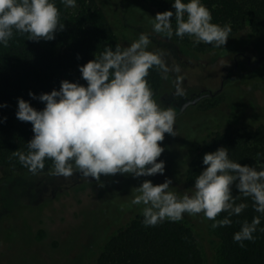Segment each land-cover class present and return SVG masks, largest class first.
I'll list each match as a JSON object with an SVG mask.
<instances>
[{"label": "clouds", "instance_id": "obj_1", "mask_svg": "<svg viewBox=\"0 0 264 264\" xmlns=\"http://www.w3.org/2000/svg\"><path fill=\"white\" fill-rule=\"evenodd\" d=\"M173 10L158 12L152 27L167 38L174 35L221 48L231 33L230 23H214L211 11L203 0H171ZM75 8L77 0H61ZM173 20L175 27H173ZM56 0H0V45L7 46L15 33L27 39L50 41L62 30ZM147 34L128 46H106L94 58L78 65L86 84L61 80L59 89L29 96L43 102L37 110L29 101L18 97L16 117L31 122L33 137L26 143L27 151H13L22 166L33 175L52 162L49 174L71 177L74 173L100 181L101 175L132 174L134 177L163 174L165 162L158 160L164 151L165 134L177 135V111L161 106L154 99L147 77L150 69L160 71L167 79L169 72L180 73L179 64L171 68L163 53L149 49ZM176 97H184L182 78L175 81ZM0 104V107H6ZM187 107V104L183 105ZM6 119V117L4 118ZM261 155V154H258ZM206 167L196 175L192 188L183 193L171 187L172 180L153 184L143 180L135 187L131 203L142 206L145 226H156L165 220L178 222L184 214L203 213L213 221L212 227L230 226L233 215L239 216L248 207L237 203L233 187L243 198L250 199L254 210L264 215V167L257 168L230 159L228 149L218 147L202 157ZM228 215L217 219L220 213ZM260 216L241 222L233 240L244 247L254 239Z\"/></svg>", "mask_w": 264, "mask_h": 264}, {"label": "rangeland", "instance_id": "obj_2", "mask_svg": "<svg viewBox=\"0 0 264 264\" xmlns=\"http://www.w3.org/2000/svg\"><path fill=\"white\" fill-rule=\"evenodd\" d=\"M100 1L124 47L144 33L151 41L149 49L162 52L170 68L180 65V73L169 72L167 79L162 78L156 99L161 106H173L177 111V135L166 133L159 142L164 151L158 160L165 162V171L140 177L101 175L100 181H88L79 173L65 178L50 175V171L36 175L13 173L0 166V264H88V254L140 213L142 206L131 201L135 187L143 180L159 184L170 178L177 192L191 189L185 182L184 168L193 150L179 147L180 139L182 142L185 137L182 125H191L202 139L230 117L247 118L252 112L249 98L264 121V38L248 37L245 41L243 33L221 48H209L202 42L194 45L188 36L181 39L174 35L169 39L155 33L152 21L158 11L154 8L134 0ZM64 74L77 78L69 71ZM177 77L182 78L184 97L174 95ZM208 98L218 103L205 107ZM185 104L187 107H183ZM183 219L193 229L205 264H217L221 240L212 229L213 221L203 213H185ZM13 231L20 232V236L14 241L12 237L6 240L7 233Z\"/></svg>", "mask_w": 264, "mask_h": 264}, {"label": "trees", "instance_id": "obj_3", "mask_svg": "<svg viewBox=\"0 0 264 264\" xmlns=\"http://www.w3.org/2000/svg\"><path fill=\"white\" fill-rule=\"evenodd\" d=\"M134 1L158 12L174 11L171 0ZM203 3L211 11L214 23H230L232 30L227 42L241 38L243 33L245 41L248 37L264 38V0H203ZM56 6L64 27L55 33L53 40L33 41L27 39L26 34L15 33L6 47L0 45V104L7 105L0 107V166L13 173L29 172L13 151L26 152V143L34 135L31 122L21 121L15 115L17 98L29 101L37 110L42 109L43 102L29 96L30 91L39 96L53 88L58 90L60 81L65 79L86 84L78 65L93 59L94 53L98 54L106 46L124 47L100 0H77L74 10L65 7L61 0H56ZM202 45L213 48L203 42ZM68 71L75 73L77 78L64 74ZM147 80L154 99H157L162 84L160 71L150 69ZM217 103L218 100L208 98L204 105L213 107ZM248 103L252 112L247 118L230 117L223 126L202 139L191 125H182L185 137L182 142L180 139L179 147L193 150L184 168L188 187L192 188L196 175L206 167L202 163L203 155L218 147L227 148L234 161L258 169L264 167V121L255 111L254 100L249 98ZM194 142L199 143L189 145ZM51 164L46 160L45 169L39 173L50 171ZM233 196L238 197L237 203L246 202L248 207L239 216L229 217L232 220L230 226L212 228L221 240L217 264H264V215L257 213L252 201L243 198L235 187ZM227 215L222 212L217 219ZM255 216H260V224L253 233L254 239L244 241V247H241L233 240V234L239 230L241 222H251ZM142 220L141 212L137 213L116 229L99 249L87 255L88 264H205L193 229L185 219L178 222L165 220L156 226H145ZM7 235L6 240L12 237L11 241H14L20 232Z\"/></svg>", "mask_w": 264, "mask_h": 264}]
</instances>
